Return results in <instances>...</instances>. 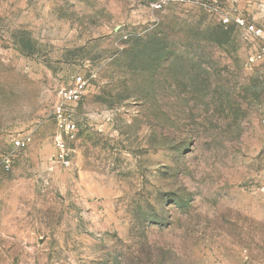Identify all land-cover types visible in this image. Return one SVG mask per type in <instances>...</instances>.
<instances>
[{
  "label": "rangeland",
  "instance_id": "rangeland-1",
  "mask_svg": "<svg viewBox=\"0 0 264 264\" xmlns=\"http://www.w3.org/2000/svg\"><path fill=\"white\" fill-rule=\"evenodd\" d=\"M156 1L0 0V264H264V0Z\"/></svg>",
  "mask_w": 264,
  "mask_h": 264
},
{
  "label": "built area",
  "instance_id": "built-area-1",
  "mask_svg": "<svg viewBox=\"0 0 264 264\" xmlns=\"http://www.w3.org/2000/svg\"><path fill=\"white\" fill-rule=\"evenodd\" d=\"M191 0H157L154 3L155 8H163L165 5L169 3H176V2H190ZM223 22H228L227 18L223 19ZM233 23L238 28H243L247 33L250 35H253L254 37H261L263 39L264 35V26H256L252 22L247 21L244 18L235 17L233 19ZM249 61L251 63H259L262 65L264 69V42L261 44V46L255 50V52L249 56ZM83 81L80 77L76 78L73 85L71 87L67 88H60L58 90V95L63 100L72 102L75 101L83 88ZM59 113H61V110H58ZM66 117L65 115H63ZM66 124L64 125V128L68 131H73L75 129V123L71 122V120H66ZM54 144L56 148L58 149V160L65 166L69 165V160L66 158V151H65V143L63 139L60 136L54 137ZM23 145V144H22Z\"/></svg>",
  "mask_w": 264,
  "mask_h": 264
}]
</instances>
